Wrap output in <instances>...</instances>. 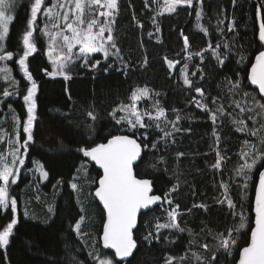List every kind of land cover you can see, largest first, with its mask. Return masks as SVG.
I'll use <instances>...</instances> for the list:
<instances>
[{
    "label": "trees",
    "instance_id": "16d2710c",
    "mask_svg": "<svg viewBox=\"0 0 264 264\" xmlns=\"http://www.w3.org/2000/svg\"><path fill=\"white\" fill-rule=\"evenodd\" d=\"M32 2L34 0H14L16 15L10 24L5 49L14 53L9 65L18 81L19 94L15 98L7 97L1 104L0 121L9 105L22 124L27 119L23 96L31 82L24 77L18 60ZM53 2L45 0L44 6ZM119 8L113 37L122 59L111 56L102 60L96 56L99 65L92 67L94 61L89 66L76 64L71 67L68 73L71 78L67 80L48 74L53 67L42 31L47 18L43 8L38 13L34 33L37 50L27 60L38 88L33 140L27 144L26 158L28 165L33 160L39 161L48 173L42 188L46 192L58 189V194L54 215L47 221L26 218L21 210L16 217L11 207L0 208V230L13 218L18 219L9 244L0 247V264H96L93 260L96 253L112 257L117 264H166L169 257H176L172 264H236L241 249L250 241L254 196L264 159L257 162L247 179L236 175V170L244 163L241 150H249L244 147L245 140L264 150L259 142L264 129L258 136H251L238 131L232 121L243 119L249 128H260L264 124V118L255 114L257 107H254L255 98L261 105L264 99L248 79L255 54L264 49V42L259 39L258 17L261 11L264 21V0H203L202 4L193 0L191 6H179L174 13L162 15H157L159 11L153 0H120ZM198 12L202 13L200 20H197ZM197 24L207 32L197 28ZM184 36L189 39L187 48ZM209 43L212 48L208 47ZM217 44H220L215 49L220 53L219 60L213 54ZM197 53H202V57ZM168 60L179 63L169 68ZM185 64L191 87L183 82L181 69ZM237 83L238 87L230 90ZM5 88L6 82H0V97ZM144 88L149 94L137 102L142 112L154 115L158 105L165 109V117L155 121L144 116L147 128L138 127L132 133L123 130L126 124L116 122L121 111H117L115 117L112 113L122 105L132 104V94ZM195 88L203 89L204 96ZM214 98L216 102L212 103ZM197 100L216 112L219 118L215 123L210 119L211 113L197 107ZM250 101H253L252 108H249ZM235 102H239L240 107ZM220 105L225 109L223 113L217 112ZM241 108L246 111L241 112ZM169 122H175L178 130ZM157 123L159 128L155 126ZM164 132L172 135L164 137ZM126 133L136 136L143 146L142 159L136 165L137 175L152 178L156 192L164 198L178 181L179 188L172 194L175 205L182 211L193 209L190 214L181 215L179 229L184 231L166 228L152 236L149 233L156 222L165 218L164 212L168 210L165 200L144 212L135 231L137 249L129 260H120L100 240L105 212L94 197V189L101 171L81 149H90L114 135ZM217 149L225 164L220 170L212 167L218 159ZM83 166H87L86 196L93 202L92 222L83 233L93 236L95 252L90 250L87 238L74 230L83 212L72 184ZM228 180L234 187V207L216 204L203 213L205 209L200 205L205 204L206 199L213 201L217 189L214 183ZM26 182L24 178L14 188H21ZM209 228L216 230L218 238L221 233L225 236L231 232L236 241L233 249L220 247L212 254V250L203 249V244H196L194 237L203 236Z\"/></svg>",
    "mask_w": 264,
    "mask_h": 264
},
{
    "label": "snow or ice",
    "instance_id": "6c2138e0",
    "mask_svg": "<svg viewBox=\"0 0 264 264\" xmlns=\"http://www.w3.org/2000/svg\"><path fill=\"white\" fill-rule=\"evenodd\" d=\"M201 4L203 0H200ZM193 0H163L161 10L157 15L163 13H174L181 5L191 6ZM45 0H34L31 4V15L27 20L25 30L22 33V48L19 54L18 64L24 77L31 82V86L27 88L26 95L23 96V100L27 105V119L23 124V131L26 133L27 138L23 142V147H27L29 141L33 140V128L36 121V100L35 95L38 88L36 81L33 79L32 73L29 71L27 60L34 52H36V44L34 42V33L36 31V21L38 13H41L43 8V15L47 18V22L44 24L43 32L48 37V57L52 60L53 71L48 73L49 75H61L66 80L70 79V75L67 73L66 68L73 59V49L79 46V52L77 58L83 57L85 64L88 63V57L90 53L101 52L105 59L110 55L122 59L120 57V49L116 46L115 39L111 34L113 31V24L116 14L119 11L118 0H54L53 3L44 6ZM14 7V0H0V61L11 60L14 56L13 52L6 51L5 41L9 34V25L13 20L11 10ZM197 20L201 19V12L197 14ZM101 17L105 19L101 21ZM155 23V19H153ZM220 22L218 21V24ZM197 28H201L202 31L207 32V29L202 28L200 24H197ZM157 30H159L157 28ZM231 31V28L229 29ZM105 32L108 33L105 36ZM151 35V33L149 34ZM259 39L264 41V21L260 23L259 27ZM184 45L187 48L189 46V39L187 36L183 37ZM212 48L211 43L208 45ZM220 44H217L213 49V54L216 55L219 60L220 53L215 49H218ZM56 53L55 59L53 54ZM201 55L202 53H197ZM191 53H189V58ZM167 59V58H166ZM147 61L145 60V63ZM100 61H96L92 67L99 65ZM169 68L175 66L179 61H167ZM222 63V61H221ZM47 71V70H45ZM11 69L5 66L0 68V73H3L5 80H10L12 85H18V81L11 78L8 74ZM183 75V82L185 85L191 87L192 81L187 76V64L181 69ZM195 75V73H193ZM251 83L258 85L259 92L264 93V51H260L255 57V63L251 67L250 75ZM238 87L237 84L232 85L233 90ZM197 93H200L201 97L204 96L203 89L195 88ZM13 93L5 90L3 95L5 97L12 95ZM16 94H19L18 92ZM148 90L138 89L132 94V99L138 100L142 96H147ZM247 95V94H245ZM215 98L212 103H215ZM197 107L204 108L207 112L211 113L210 119L215 123L218 120L216 112H212L206 104L201 101H195ZM237 107H240L239 102H235ZM11 107V106H9ZM264 108V104L260 105ZM155 116L149 112L141 113L135 107V105L121 106V108L114 110L112 115L115 117L117 111H128V115L121 117L116 122L119 124L122 121H126L131 129L147 128L148 125L144 123V116H148L149 119L158 121L159 118L165 117V109L160 106H155ZM241 112L246 109L241 108ZM225 111L223 105L217 108V112L223 113ZM251 111V109H248ZM14 112V110H13ZM90 117L95 119V116L91 112L88 113ZM179 116L176 117L178 121ZM13 120H19L18 116L13 115ZM174 130L175 122H169ZM232 123L237 126V130L240 132H248L251 136H258L261 129H264V124H261L260 128H249L247 121L233 120ZM159 128V123L155 125ZM161 131H163L161 129ZM145 135L147 133L145 132ZM172 133L164 132V137L171 136ZM163 138V137H162ZM219 143V137L216 138ZM19 140V133L17 132V142ZM259 142L264 146V136L259 137ZM10 147L13 141H8ZM244 147L248 148V151L243 149L240 152V156L244 159V163L236 170V175L244 176L245 179L249 177L251 171L256 167L259 160L264 159V150L257 148L249 140H245ZM156 147L155 144L152 145ZM141 144L137 143V140L129 135H114L108 140L106 144H97L90 149H81L85 156L91 157L93 161L99 164L103 168V176L99 179V187L95 191V196L103 202L106 209V220L103 224L102 241L105 248L114 249V256L124 260L129 257L133 250L137 247L136 241L133 238V229L137 225V214L141 209H147L150 205L155 204L162 198L156 195H150L152 191L151 181L147 179H138L133 171V163L140 157ZM20 152L19 147L12 148L9 155L12 156V160L9 163L7 157L0 153V208L7 210L11 207V210L15 213L17 207V201L14 197L9 195V184L16 183L18 179V170L16 169L17 163L24 164V160L20 159L17 155ZM183 155V154H180ZM217 162L212 167L217 168L220 166V161L223 159L220 156L219 149H217ZM251 159V163L248 159ZM39 170L43 177H47L48 173L43 171V166L39 165ZM74 189L77 188L75 183L72 184ZM177 186H174L172 191H175ZM227 190V185H224ZM247 187V185H245ZM168 193L165 194V198ZM170 204L171 200L168 201ZM223 203V201H221ZM228 204L232 207V201L228 200ZM200 207H206L200 205ZM176 206L171 212L168 213L171 223L169 224H157L156 228H179L176 223V218L179 215ZM49 211H52L50 208ZM190 211V210H189ZM255 227L251 229L250 243L243 247L239 254L238 264H264V172L259 173V187L256 192V206H255ZM27 215V212H25ZM242 215V214H241ZM85 217L83 215L74 224L75 232L83 236L85 233L81 231V225L84 223ZM18 224V219L13 218L6 226L0 230V247H5L10 242V236L13 234L14 226ZM245 225L242 224L243 228ZM184 231V229H179ZM151 235V233H149ZM231 232L228 237H225L223 233L219 234L220 244L219 247L229 249L235 246L236 241L230 239ZM147 239V237H145ZM205 249L208 245H203ZM92 255V253H89ZM187 255V254H185ZM176 257H169L166 264H172V261ZM183 259V257H181ZM197 259H200L197 256ZM215 259V256L212 257ZM93 260L96 264H117V262L108 256H101L100 253H96L93 256Z\"/></svg>",
    "mask_w": 264,
    "mask_h": 264
},
{
    "label": "rangeland",
    "instance_id": "374dc122",
    "mask_svg": "<svg viewBox=\"0 0 264 264\" xmlns=\"http://www.w3.org/2000/svg\"><path fill=\"white\" fill-rule=\"evenodd\" d=\"M198 1H200V0H198ZM153 2L157 5V9L160 12L161 5H163V0H153ZM119 4H120V0H118V8H119ZM181 6H185V5H181ZM117 14H116V17H117ZM165 14H170V13H165ZM11 15L13 16V20H14L15 15H16L15 4H14L13 9L11 10ZM116 17H115V20H116ZM100 19L103 22V20L105 18L101 17ZM46 22H47V20H46ZM114 24H115V21H114ZM114 24H113V26H114ZM9 28H10V25H9ZM111 34L113 35V31ZM107 35H108V33L105 32V36H107ZM45 37H46V41H47V55H48V47H49L48 37H47V35H45ZM78 52H79V46H77L76 48L73 49V59L69 63L68 67L66 68L67 73H69V71L71 70V67L75 66L76 64L80 63L82 65L89 66L92 61H94V62L98 61L96 59V56L102 57V60H108L112 56V55H110L107 59H105L103 56V53H101V52L90 53L89 57H88V63L86 65L83 57L77 58L76 54H78ZM55 56H56V53L53 54V59H55ZM11 60L0 61V68H4L5 66L10 68L9 62ZM50 62H51L52 67H53L52 60H50ZM3 75H4L3 73H0V82H2V81L6 82L5 90H7L10 93H13L12 95L7 96V97H9V98L10 97L11 98L17 97L18 94H16V93L17 92L19 93V90L17 89V85H15V86L12 85L10 80H5L3 78ZM8 75L11 78H14L12 70ZM55 76H61V75H55ZM7 97H5L4 95L2 97H0V107H1V104L5 101V99ZM140 98L142 99V97H140ZM138 101H139V99L135 100L132 104H129V105L134 104L136 109L138 111H140L141 113H143L142 107L138 106V103H137ZM252 102L253 101L249 102V108H252V106H250V104ZM129 105H122V106H129ZM260 105H261V102L257 101V99L255 98L254 107H257V112L255 114L258 115L260 118H264V108H261ZM9 106H11V107H9ZM9 106H8V109L6 110L5 117L3 118L2 121H0V153H3L7 157L8 162L10 163L12 160V156L9 155L10 151L12 150V148L19 147L20 152L17 155L20 157V159L24 160L23 165H20L19 163H17V165H16V169L18 170V173H19L18 179L16 180V183L10 182V184H9V195H10V197H14L17 201V207H16L15 214L17 217L19 210H21L22 213H24V216L26 218L47 221L48 219L52 218L54 215L56 195L58 194V189H56V191H53V192H46L42 188V182H45L47 180L48 175L46 178L42 176L41 171L39 170V167H38L39 165H41V163L39 161L33 160L28 165V161L26 158V148L22 146L24 140L27 138V135L23 131L22 136H21L20 133L23 130V124H22L18 114L16 113L15 109L12 107V105H9ZM13 110H14V112H13ZM121 113H122L121 117L128 115L127 110L123 111ZM13 115L18 116V118H19L18 122L13 120ZM251 115L254 116V113ZM153 116H155V114ZM123 122L126 124L125 127H123V130L130 131L131 133L134 132V129H131L128 126V124L126 123V121H123ZM17 132L19 133L18 142H17ZM9 139H11L13 141V144L11 147L8 143ZM248 162H249V159H248ZM86 167L87 166H83L81 169H79L78 173L76 174V176L73 179V183H75L77 185V188L75 190H76V194L78 197L79 205H80L81 210L83 212V216L85 217V221L81 225L82 233L85 230V228L88 226V224H90L92 222L91 218H92V213H93V211H92V207H93L92 199H90L89 197L86 196L87 195V188H88V180L86 178ZM222 167L225 168V164L223 163V159L220 161V166L217 168L220 170V168H222ZM43 171H46V170L43 168ZM24 178H27V182L21 188L15 189L14 186L19 181L24 180ZM177 185H178V187L176 188L175 191H177L179 188V182L178 181H177L175 186H177ZM224 185H227V190H225ZM214 186L217 187V189H216V193H214L213 201H211L209 199L205 200V204H203V205H205L206 207H203L205 209L203 211V213L209 212L213 206H216V204H219L218 206H222V205L229 206L228 200L232 201V205H233L232 207H234V205H235L234 194L232 192V190H234V187H233V183L230 182V180H228L227 182H223V183L215 182ZM172 189L168 193V196L166 198H164L166 208L168 209V210L166 209L167 210L166 213L164 212L165 218L161 219L160 222H158V223L156 222L155 227L152 229L151 236L156 235V233H158L162 229H166V228H160L159 230H157V228H156L157 224H169V223H171L168 213L171 212L177 206L174 203V200H173L174 197H172V194L174 192V191H172ZM243 194L245 195L244 191H243ZM169 200L172 201L171 204L168 202ZM221 201H223V203H221ZM50 208L52 209V211H49ZM192 209L193 208H190V209H188V211H182L179 208L177 209V212L179 213V215L176 218V223H178L179 228L181 227V223H180L181 215H184L186 213L190 214L191 212L189 210H192ZM25 212H27V215H25ZM168 228H171V227H168ZM179 228H177V229H179ZM84 236L87 238L90 250L95 252L96 244H95V240H94L93 236L89 235V233L85 234ZM228 236H229V234L225 235V237H228ZM194 238H195L196 244L197 243H200L203 245L207 244L208 245L207 249L212 250V254L214 253V251L216 249L220 248L219 247L220 238H218V234L216 233V230H214L212 228H209L208 230H206V232L203 236L194 237ZM230 239H232V236H230ZM203 249H205V248L203 247ZM230 249H233V247H230Z\"/></svg>",
    "mask_w": 264,
    "mask_h": 264
},
{
    "label": "water",
    "instance_id": "95a60500",
    "mask_svg": "<svg viewBox=\"0 0 264 264\" xmlns=\"http://www.w3.org/2000/svg\"><path fill=\"white\" fill-rule=\"evenodd\" d=\"M261 15H262V12L260 11V12H259V15H258V17H259V23H261V22L263 21V17H261ZM262 42H264V41H262ZM261 51H264V49H262ZM259 52H260V51H259ZM259 52H258V53H259ZM258 53L255 54V57H256V55H258ZM255 57H254V59H253V62H252V64H251L250 69H249V72H248V79H249V82H250L251 86H252L253 88H255V89L258 91L257 93H259L260 96L264 99V93H260V92H259V87H258V85H255V84L251 83V80H250L251 67H252V65L255 63ZM119 135H129V136H132V138H134V139L137 140V143L141 144V142L139 141V139H138L136 136H134V135H131V134H128V133H126V134H119ZM109 139H111V137H110ZM109 139H108V140H109ZM108 140H106L105 142L99 143V144H106V143L108 142ZM95 146H96V145H95ZM95 146H93V147H95ZM93 147H91V148H93ZM141 149H142V150H141L140 157H138V159L133 163V171H134V174L136 175V177H137L138 179H147V180H150V181L152 182V183H151L152 191H151L150 195L160 196L162 199H161L160 201H157L155 204L150 205L147 209H141V210L138 212V214H137V225H136V227L133 229V238L135 239V241H136L135 231H136V229L138 228V226H139V224H140V218H141V215H142L144 212H148L149 210L154 209V208L157 207L158 205L162 204L163 201H164V196H162L161 194H159V193L156 192V190H155V186H154V180H153L152 178H149V177H139V176L137 175L136 165L140 162V160L142 159V156H143V146H142V144H141ZM89 158H90V160H91L94 164H96V166L100 169V171H101V175H100V177H99V179H100V178L103 176V168H102L99 164H97L95 161H93V160L91 159V157H89ZM260 172H264V168H262V170H261ZM99 179H98V184H97V186H96V188H95V190H94V196H95V191H96V189L99 187ZM258 187H259V178H258V183H257V187H256V191H255V196H254V202H253V214H254V226H253V228L255 227V219H256L255 206H256V192H257ZM95 198H96L97 202H98V203L101 205V207L103 208V210H104V212H105V220H106V209L104 208L103 202L100 201V199H99L98 197L95 196ZM105 220H104V222H105ZM253 228H252V229H253ZM102 234H103V227H102V233H101V236H100V240H101V242L103 243V241H102ZM250 238H251V234H250ZM249 243H250V241H249ZM136 245H137V241H136ZM246 246H247V245H246ZM136 249H137V247L133 250L132 254H131L129 257L125 258L124 260H129L130 258H132V256L134 255ZM110 250L114 253V249H110ZM116 258H117V259H120V258H118V257H116ZM238 260H239V258H238ZM238 260H237L236 264H238Z\"/></svg>",
    "mask_w": 264,
    "mask_h": 264
},
{
    "label": "bare ground",
    "instance_id": "6f19581e",
    "mask_svg": "<svg viewBox=\"0 0 264 264\" xmlns=\"http://www.w3.org/2000/svg\"><path fill=\"white\" fill-rule=\"evenodd\" d=\"M95 165V164H94Z\"/></svg>",
    "mask_w": 264,
    "mask_h": 264
}]
</instances>
